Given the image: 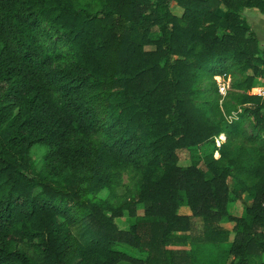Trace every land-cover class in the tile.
Segmentation results:
<instances>
[{
  "label": "trees",
  "instance_id": "trees-1",
  "mask_svg": "<svg viewBox=\"0 0 264 264\" xmlns=\"http://www.w3.org/2000/svg\"><path fill=\"white\" fill-rule=\"evenodd\" d=\"M248 8L264 0H0V264H264Z\"/></svg>",
  "mask_w": 264,
  "mask_h": 264
},
{
  "label": "rangeland",
  "instance_id": "rangeland-1",
  "mask_svg": "<svg viewBox=\"0 0 264 264\" xmlns=\"http://www.w3.org/2000/svg\"><path fill=\"white\" fill-rule=\"evenodd\" d=\"M170 6H171V10H172L173 13H175L177 15L180 13V11H181L180 8L174 2H172ZM244 16H245V19L248 20V21H251V22L258 21L257 30H258L259 33L263 32V34H264V15L259 10L255 9V8H248V9H246L244 11ZM153 34L156 35V30L153 32ZM259 40H261V39H259ZM259 43L262 44L263 42L260 41ZM214 79L217 80V81L220 80L216 76H215ZM229 82H231V78L229 79ZM257 83H258V86L253 87L251 89V92L252 93H254V92L256 93L258 91V89H259L260 92H263V94H264V78H259V82H257ZM206 84H207L206 80H203L200 83H198V87L199 88H204L206 86ZM229 91H231V88H229V87H225V89H224V91H222V93H220L219 90H218V92L220 94L219 102L222 101L223 96H225V93L227 94V92H229ZM223 140L224 139H222V141ZM219 141H220V139H219ZM205 148H207V149L210 148V145L207 144L206 146H202L201 149L198 150V152H201L202 149H205ZM33 152H34L33 155L36 158L40 157L41 154H42V152L38 148H34L32 150V153ZM189 156H190V151H182L180 153V157H181L183 163L182 162L181 163L182 164L188 163L189 162ZM133 177H134V175H133L132 171L123 172L122 173V177H121L122 184L124 186H126L127 188H132L133 184H134V181L136 179V178L134 179ZM228 208H229V212L231 214H240V213L243 212V205H242V203L240 201H235V202L229 203ZM182 210L188 211V208L187 207H183ZM115 222H116V224L118 225L119 228L125 229L132 222V220L128 219L127 217H118V218L115 219ZM225 225L227 227H231L232 223H229V224L227 223ZM177 245H179V244H174L172 246H177ZM119 264H130V263L127 262V261H121Z\"/></svg>",
  "mask_w": 264,
  "mask_h": 264
},
{
  "label": "crops",
  "instance_id": "crops-1",
  "mask_svg": "<svg viewBox=\"0 0 264 264\" xmlns=\"http://www.w3.org/2000/svg\"><path fill=\"white\" fill-rule=\"evenodd\" d=\"M242 17L250 25V27L254 31L257 39L258 40L261 39V40H259V42L262 41L264 43V34H263V32L262 33H259L258 30H257L258 21L251 22V21L246 20L245 19V16H244V12L242 13ZM171 247L177 248V249H185L186 251H189V249L191 247V244L190 243H179V245H177V246H171Z\"/></svg>",
  "mask_w": 264,
  "mask_h": 264
},
{
  "label": "built area",
  "instance_id": "built-area-1",
  "mask_svg": "<svg viewBox=\"0 0 264 264\" xmlns=\"http://www.w3.org/2000/svg\"><path fill=\"white\" fill-rule=\"evenodd\" d=\"M216 77H218V76H216ZM215 78V77H214ZM220 80L219 81H217L216 83H217V89L219 90V92L220 93H222V91H224V89H225V87H227L226 85H225V83L223 82V80H222V78L221 77H218ZM254 94H256V95H259V96H263L264 94H263V92H260V90L258 89V91L255 93L254 92ZM225 95H226V93H225ZM224 97V96H223ZM236 115V113H233L231 116H229V118H232V117H234ZM220 139V141H219V139ZM222 139H224V135H223V133H221V134H219L216 138H215V141H216V144H217V146H219L220 145V142L222 141ZM215 154H217V153H215ZM262 207L264 208V200H263V202H262Z\"/></svg>",
  "mask_w": 264,
  "mask_h": 264
}]
</instances>
